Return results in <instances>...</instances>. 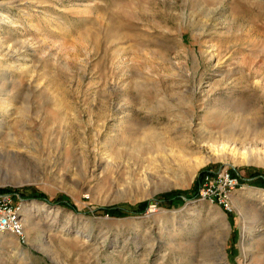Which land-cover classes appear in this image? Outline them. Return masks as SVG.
<instances>
[{
	"label": "rangeland",
	"instance_id": "1",
	"mask_svg": "<svg viewBox=\"0 0 264 264\" xmlns=\"http://www.w3.org/2000/svg\"><path fill=\"white\" fill-rule=\"evenodd\" d=\"M212 168L229 210L194 196ZM258 179L264 0H0V264H264Z\"/></svg>",
	"mask_w": 264,
	"mask_h": 264
},
{
	"label": "built area",
	"instance_id": "2",
	"mask_svg": "<svg viewBox=\"0 0 264 264\" xmlns=\"http://www.w3.org/2000/svg\"><path fill=\"white\" fill-rule=\"evenodd\" d=\"M237 184V177L226 168L206 170L198 183L197 199L217 202L229 210L227 199ZM0 231H9L23 237L21 204L16 201L13 193H0Z\"/></svg>",
	"mask_w": 264,
	"mask_h": 264
},
{
	"label": "trees",
	"instance_id": "3",
	"mask_svg": "<svg viewBox=\"0 0 264 264\" xmlns=\"http://www.w3.org/2000/svg\"><path fill=\"white\" fill-rule=\"evenodd\" d=\"M232 175H234V173L231 171ZM259 183H263V180L258 179V184ZM197 188L196 191L194 193V196H197ZM25 194V195H24ZM22 196H26V197H31V198H38V199H45L46 197L42 194L39 193L35 190L29 191L28 193H23L21 192ZM186 197H190L189 195H186ZM159 199L165 201V203L167 202L169 205L172 202L175 203H182L183 202V198L181 196L180 191H172L169 193H165V194H160L158 196ZM56 202H60L62 205L64 206H72V203L69 200H66L65 198L62 197H58L55 199ZM147 206V201H143L138 203L137 205H120L118 207L115 208H98L96 210V213L98 214H110L113 216H121V215H126V214H130V213H142L145 208Z\"/></svg>",
	"mask_w": 264,
	"mask_h": 264
},
{
	"label": "bare ground",
	"instance_id": "4",
	"mask_svg": "<svg viewBox=\"0 0 264 264\" xmlns=\"http://www.w3.org/2000/svg\"><path fill=\"white\" fill-rule=\"evenodd\" d=\"M13 51H16V50H13Z\"/></svg>",
	"mask_w": 264,
	"mask_h": 264
}]
</instances>
